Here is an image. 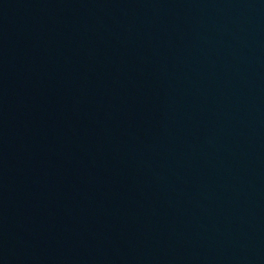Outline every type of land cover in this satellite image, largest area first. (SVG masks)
<instances>
[{
	"label": "water",
	"instance_id": "water-1",
	"mask_svg": "<svg viewBox=\"0 0 264 264\" xmlns=\"http://www.w3.org/2000/svg\"><path fill=\"white\" fill-rule=\"evenodd\" d=\"M0 264H264V0H0Z\"/></svg>",
	"mask_w": 264,
	"mask_h": 264
}]
</instances>
